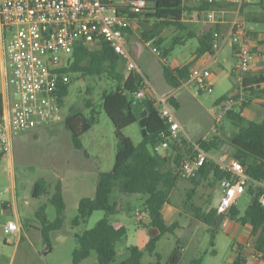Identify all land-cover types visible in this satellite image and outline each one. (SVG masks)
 <instances>
[{
    "label": "rangeland",
    "instance_id": "1",
    "mask_svg": "<svg viewBox=\"0 0 264 264\" xmlns=\"http://www.w3.org/2000/svg\"><path fill=\"white\" fill-rule=\"evenodd\" d=\"M254 2L257 3L254 5L256 12L262 14L261 3H264V0ZM184 23L186 25L184 30L175 27L156 30L154 20L138 22L133 33L126 35L128 51L151 91L157 92L162 97L173 93L178 98L179 105L175 116L185 131L182 132L181 129L180 137L190 143L216 136L227 141L238 129L225 117L218 121V117L211 113V109L219 99L229 96L241 87L231 76V68L239 67V62L230 55L227 47L226 57L221 56L218 62L209 65L213 75L211 89L200 94L192 85L173 89L165 80L164 65L182 66L190 61L195 66L199 61L197 51L200 47L199 41L195 38L186 40L182 45L176 44V40L187 38L189 32L199 33L206 28L203 17L191 13L186 14ZM244 23L246 31L255 30L264 33L263 23L247 21L246 18ZM145 31H153L157 34V38L147 42L143 36ZM159 39H162L160 44L157 43ZM155 48L158 53L154 51ZM165 50H170L166 59L161 55ZM207 59L211 60L210 57ZM121 71L125 75L130 73L126 60H123ZM112 83L108 76L89 77L81 73H73L70 75L69 94L65 98V105L58 121L52 124L44 123L37 129L31 127L26 132L16 135L12 151L0 161V264H73V253L79 247L76 236L95 228L97 223L105 218L114 225H124L128 229L127 238L117 245V256L111 264L125 261L131 246H136L145 252L144 264L158 262L155 255L146 251V246L150 239L154 238L157 230L150 226L139 227L137 224L139 216L149 219L145 210L146 195L130 196L123 211L119 213L107 214L105 211H96L86 223L73 225V220L79 214V201L85 197H94L99 173L111 172L115 165L118 144L115 127L102 105V92L110 91ZM4 88L5 80L0 68V96ZM255 100L253 99L248 109L256 111L258 113L256 121L262 122L264 106ZM88 101L92 103L91 106H87ZM72 108L79 110L86 118H90L93 113L97 116V122L81 136L83 150L74 148L70 132L65 127V118ZM124 134L131 138L136 146L143 140V131L139 123L127 127ZM158 150L163 155L167 153V149L160 146ZM218 151L221 154L222 152L230 154V145L226 143L220 150L211 151V154L215 156ZM11 156L14 165V191L17 197L15 202L11 199L12 186L8 166ZM38 180H45L52 193L56 184L62 182L66 203L64 226L51 234L52 251L42 255L39 252L43 253L46 250V244L36 212L39 208L46 207L48 219L54 221L57 211L49 202V195L33 197V187ZM193 190H196V193L191 204L205 210L212 206L217 207L222 198V190L219 187H209V182L195 187L190 178H182L170 192V205L174 209L183 210L184 203ZM119 197L120 191L115 188L110 198L111 204H114ZM27 201L29 204L26 203ZM251 201L250 194L246 192L239 199L237 208L241 216L245 214ZM4 202H8L10 206L3 207ZM11 220L20 225L22 234L21 232L5 234L4 225ZM177 220L181 227L175 233L163 236L158 243L156 252L160 254L162 264L171 263L178 247L186 248V251L177 264H189L195 258H202L201 264H235L237 257L233 248L235 241L241 242L240 244L244 246V256L248 264H260L261 261L251 257L254 238L249 228L240 223H225L213 238L208 226L199 222L190 209L184 210ZM213 240L214 246H212ZM84 264H99L97 254L93 252Z\"/></svg>",
    "mask_w": 264,
    "mask_h": 264
},
{
    "label": "trees",
    "instance_id": "2",
    "mask_svg": "<svg viewBox=\"0 0 264 264\" xmlns=\"http://www.w3.org/2000/svg\"><path fill=\"white\" fill-rule=\"evenodd\" d=\"M129 1L132 0H103L107 6L118 8L121 13L131 19H138L139 23L154 20L156 30L165 27L184 30L186 29L185 14L192 13L194 10H220L225 7L223 4L205 2L194 4L189 0H146L147 7L143 13L134 14L131 8L127 6ZM262 10L264 12L263 7ZM251 15L250 13L246 17L247 21H253L250 18ZM256 20L257 23L264 24V16ZM228 30L229 27L218 24L201 33L189 32L187 38L177 39L176 44L182 45L186 43V40L197 38L200 43L197 55L201 56L212 53L216 39L215 34L219 38H224ZM125 31L130 32L131 30L125 29ZM143 36L147 42L157 38V34L153 31H145ZM161 42L162 39L157 40L158 44ZM170 50L161 53L164 59L167 58ZM123 60L114 51L111 44L102 41L94 48L84 46L75 48L71 65L67 69V73L70 75L81 73V75L89 77L108 76L112 80V89L102 92V105L114 124L115 136L118 141L116 160L112 171L99 173L95 196L85 197L79 201V214L73 220V225L79 226L86 223L96 211H105L107 214L119 213L123 211L130 196L135 194L146 195L145 210L149 216L148 224L160 231L158 237L150 239L146 251L158 259L157 263L152 264H162L161 256L156 252L158 243L163 236L168 233H175L181 227L179 220L169 224L165 220L162 210L170 202V192L182 179L179 175V167L181 162L191 154L193 144L181 137L179 141L170 145L165 155L159 152L158 147L163 141V133L168 130V123L148 96L142 100L136 98L138 91L145 85V79L137 71H130L128 75H125L121 71ZM191 67V63L177 68L164 65L163 72L166 82L173 89L180 88L188 80ZM243 75L244 79L240 87L241 94L236 97V101H239L237 104L240 105L235 104L225 115V118L229 119L238 131L231 134L227 141L216 136L211 139H200L195 143L208 152L220 150L226 143L230 145L233 149V158L242 164L252 181L247 183L245 191L250 194L252 201L243 216H241L237 205H234L228 212L219 213L218 206L205 210L191 204L196 193V190H193L190 192L187 202L184 203L183 210L190 209L193 211L195 218L208 226L213 238L226 220L251 226L254 238L252 251L261 255L262 260H264V206L260 203V198L264 196V190L255 184V182L264 180V120L262 122L252 121L243 115L244 110L250 106L253 99L264 100V73L244 72ZM69 85L70 82L64 85L60 92L59 102L62 108L65 105V98L69 94ZM170 103L178 110L175 98L171 97ZM137 104H142L148 114L149 121V135L144 137L138 146L124 134L127 127L139 123L134 114ZM91 105L92 103L88 101L87 106ZM2 109L3 104L0 96V114ZM96 122L95 113L90 118H86L76 108L71 109L65 118V127L70 132L76 150L84 149L80 140L81 136L89 131ZM5 155L6 153L0 151V161ZM228 177L229 175L221 171L215 162L209 161L190 180L195 187H199L204 182H209V187H216L220 180ZM212 179L213 181H211ZM115 188L119 189L120 197L114 204H111L110 198ZM32 195L34 198L49 195V202L57 211L54 221L48 219L46 207H41L36 212V218L41 224L40 229L44 243L50 252L51 234L61 230L64 226L66 203L63 184L58 182L52 193L45 180H38L34 184ZM127 235L128 229L125 226H116L110 223L107 218L100 220L95 228L76 236L79 247L73 253V264H81L93 252L97 254L99 264L113 263L117 256V245L123 242ZM212 246H214V240ZM233 248L237 255L235 264H246L244 246L235 241ZM128 251V258L120 264H144V251L136 246L129 247ZM180 258L181 249L178 247L169 264H177ZM202 260V258H195L189 264H201Z\"/></svg>",
    "mask_w": 264,
    "mask_h": 264
},
{
    "label": "built area",
    "instance_id": "3",
    "mask_svg": "<svg viewBox=\"0 0 264 264\" xmlns=\"http://www.w3.org/2000/svg\"><path fill=\"white\" fill-rule=\"evenodd\" d=\"M189 1L229 4L234 7V18L223 40L235 47L239 67L234 74L241 85L243 73L256 58V53L247 41L248 32L243 16L244 7L255 3V0ZM127 6L134 14H141L147 2L132 0ZM208 21L216 25L226 23L224 19L217 21L212 17ZM136 22L137 19H131L116 7L107 6L103 0H0V68L5 80L0 114V151L8 154L12 150L13 138L29 128L58 121L62 111L60 92L70 82L67 69L71 65L75 48H94L106 41L127 61L130 71L138 72L139 67L128 51L125 36V29H130ZM215 37L219 38L217 34ZM218 47L214 45V48ZM154 51L158 53L156 48ZM212 77L209 69L194 67L184 87L192 85L200 94L212 88ZM239 94L240 88L226 99L216 102L211 113L218 117V121L239 103L236 101ZM147 96L168 123V130L163 133V141L159 145L168 149L181 138V124L171 108L172 96L162 97L151 91L145 82L136 98L142 100ZM192 144L191 154L180 164V177H194L206 163L215 162L221 171L229 175L219 181L222 198L218 205L219 213L228 212L244 195L251 179L242 164L234 158L225 155L215 157L199 144ZM255 184L264 190V180ZM260 203L264 206V196L260 198ZM19 231L20 225L17 222L11 221L5 226V234ZM251 257L254 260L262 259L256 253H252Z\"/></svg>",
    "mask_w": 264,
    "mask_h": 264
},
{
    "label": "crops",
    "instance_id": "4",
    "mask_svg": "<svg viewBox=\"0 0 264 264\" xmlns=\"http://www.w3.org/2000/svg\"><path fill=\"white\" fill-rule=\"evenodd\" d=\"M194 4H199V3H194ZM257 3H253L251 5H247L245 6V8L243 9V16L244 18L248 17V14H252L250 16L251 20H253L252 22L254 23H257L256 19L258 18H262V16H264V12L261 14V13H258L256 12L255 10V7L254 5H256ZM225 5L224 8L220 9V10H209V11H198V10H194L191 14L192 15H196L197 17H203V23L205 24L206 28L203 29L202 31H200L199 33L203 32V31H206L208 29H210L211 27L215 26L216 23H213L212 21H208V19H210V17H212L214 20H217V21H220V20H225L226 23L222 24L223 26H227L229 27V23L233 20L234 18V7L232 5H229V4H223ZM262 7L264 8V3H261ZM263 11V10H262ZM213 13V15H211ZM186 16V14H185ZM184 22H185V17H184ZM138 24V19H137V22ZM134 23V25H132V27L130 28V32H126L125 34L126 35H130L133 33V30L134 28L136 27V25ZM248 32V38H247V41H248V44L250 45V47L254 50V52L256 53V58L255 60L253 61V63L251 64V68L249 69V71H245V72H250L252 74H261V73H264V33L261 32H256L255 30L253 31H247ZM125 35V36H126ZM201 36V34H200ZM127 37V36H126ZM128 38H126V41L128 42L127 40ZM197 39V38H195ZM224 38H216L214 40V45H218L219 47L218 48H214L212 53H206L204 55H201V56H198L197 58L199 59V61L197 62V64L195 66H193V62H190L188 64H192V67L191 68H194V67H201V68H206V69H209V65L212 64V62H218L219 61V58L222 56V57H226V54H225V50L226 48L228 47V52L230 53V55L233 57V58H237L236 56V53H235V47H232L230 43H225ZM198 40V39H197ZM199 41V40H198ZM225 43V44H224ZM210 57L211 60L209 61L207 58ZM192 59V57H191ZM190 59V60H191ZM207 62V63H206ZM239 62V60H238ZM186 65V64H185ZM184 66V65H182ZM173 68H177V67H181L179 65H174V66H171ZM238 67H232L231 68V76L233 78L236 79V75L234 74L235 73V70L237 69ZM234 74V76H233ZM184 84L183 83V87H184ZM182 86L180 88H182ZM4 94H5V88H4V92L1 94V98H2V104H3V99H4ZM170 96H172L173 98H175V100L177 101V104L179 105V100L178 98L176 97L175 94L173 93H170L169 94ZM257 103L259 104H262L264 106V100L263 99H256L255 100ZM177 111V109H176ZM243 115L249 119V120H252V121H256V119H258V113L256 111H253V110H250L248 108H246L243 112ZM258 122V121H257ZM261 122V121H260ZM42 125H36L34 126V128H39L41 127ZM181 129H182V132H185L184 129L182 128L181 126ZM16 137V136H15ZM15 137L13 138V143L15 141ZM12 151V150H11ZM7 155V154H6ZM221 155H225V156H228L230 158H233V149L230 147V154H227V153H223L221 154V152L218 151V154L215 155V157H218V156H221ZM9 171H10V175H11V178H10V181H11V186H12V195H11V199L15 202L17 200V197H16V192L14 191L15 190V182H14V165H13V160H12V156L9 157ZM217 187H219V183L217 184ZM14 188V189H13ZM64 194V192H63ZM27 204H29V202L27 201L26 202ZM10 204L8 202H4L3 204V207L7 208L9 207ZM213 208V206H212ZM211 208H209L208 210H210ZM184 212V210H178L177 208H173L170 203L166 204L162 210V213H163V216L165 218V220L171 224L175 221H177V217L180 216L182 213ZM13 221V220H11ZM9 221V222H11ZM148 219H146L145 216H139L137 217V224L139 225V227H145V226H150L148 224ZM8 222V223H9ZM15 222V221H13ZM200 222V221H199ZM236 224L235 221H230V220H226L225 223H228V224ZM6 223L4 225V232H5V226L8 224ZM225 223L223 225H225ZM116 226H124V225H116ZM244 226V225H243ZM126 227V226H125ZM152 227V226H150ZM245 227L249 228V231H250V234H252V227L249 226V225H245ZM127 228V227H126ZM154 228V227H152ZM187 228V227H186ZM185 228V229H186ZM155 230H157V233L156 235L154 236L155 237H158L160 235V231L157 229V228H154ZM237 230V228L235 229V231ZM21 232V227H20V231ZM17 232V233H19ZM22 234V232L20 233ZM20 237L22 238V235H20ZM162 239V238H161ZM241 243V242H239ZM51 251H52V247H51ZM50 251V252H51ZM186 251V248H182L181 249V256L183 255V252ZM44 253H49L48 249L46 248V250L42 253V252H39L40 255L44 254ZM87 260V259H86ZM84 260L81 264H84V262L86 261ZM257 261V260H256ZM261 261L260 264H264V260H259ZM246 264H248V260L246 262Z\"/></svg>",
    "mask_w": 264,
    "mask_h": 264
},
{
    "label": "water",
    "instance_id": "5",
    "mask_svg": "<svg viewBox=\"0 0 264 264\" xmlns=\"http://www.w3.org/2000/svg\"><path fill=\"white\" fill-rule=\"evenodd\" d=\"M171 108L173 109L174 112H176V107L171 104ZM134 114L137 118V120L139 121V124L142 128L143 131V138L146 137L147 135H149V131H148V114L147 112L144 110V107L142 106V104H137L135 109H134Z\"/></svg>",
    "mask_w": 264,
    "mask_h": 264
}]
</instances>
